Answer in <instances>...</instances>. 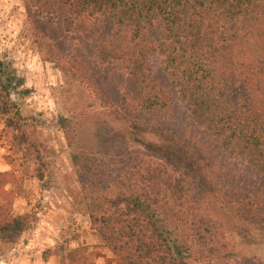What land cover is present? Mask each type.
I'll return each instance as SVG.
<instances>
[{
	"label": "trees",
	"instance_id": "trees-1",
	"mask_svg": "<svg viewBox=\"0 0 264 264\" xmlns=\"http://www.w3.org/2000/svg\"><path fill=\"white\" fill-rule=\"evenodd\" d=\"M24 1L43 18L31 17L36 36L91 41V56L49 44L48 59L96 89L110 118L137 120L162 143L160 135L173 137V156L126 149L103 170L74 158L79 209L101 242L121 264H230L236 254L208 198L246 217L252 211L231 196L227 170L203 157L190 128L264 175V0ZM19 85L0 60V123L13 152L41 164L13 97ZM188 158L195 166L181 169ZM27 229L25 214L0 213V240Z\"/></svg>",
	"mask_w": 264,
	"mask_h": 264
},
{
	"label": "rangeland",
	"instance_id": "rangeland-1",
	"mask_svg": "<svg viewBox=\"0 0 264 264\" xmlns=\"http://www.w3.org/2000/svg\"><path fill=\"white\" fill-rule=\"evenodd\" d=\"M35 13L24 0H0V60L21 84L13 97L24 128L41 146L44 156L41 164L23 161L20 152H13L10 135L0 123V213L25 214L29 226L13 241L0 240V264H12L19 257L14 253L24 254L36 248L43 258L55 254L59 264H121L79 209L74 158H88L90 169L103 170L110 155L126 149H150L173 156V137L160 135L165 138L162 143L158 137L144 133L137 120L110 118L96 89L48 59L49 44L66 50L82 48L79 51L89 56L91 41L85 39L84 47L78 40L72 41L74 35L65 42L46 34L38 37L31 17L39 23L43 18ZM106 68L101 76H105ZM177 112L178 118L184 119L183 109L178 108ZM61 118L67 122H60ZM190 129L193 144L201 146L203 157L227 170L234 188L231 196L246 201L252 211L246 217L245 213L232 212L208 198L209 207L222 221L226 239L236 254L230 264H264V223L259 220L264 218V207L257 208L263 198L264 175L251 165L227 158L206 134ZM178 164L183 170L195 166L193 158ZM39 174L43 176L40 178Z\"/></svg>",
	"mask_w": 264,
	"mask_h": 264
},
{
	"label": "crops",
	"instance_id": "crops-1",
	"mask_svg": "<svg viewBox=\"0 0 264 264\" xmlns=\"http://www.w3.org/2000/svg\"><path fill=\"white\" fill-rule=\"evenodd\" d=\"M14 255L19 257L17 260L14 259L12 264H59V260L55 257V254L43 258L38 248L24 254L16 252Z\"/></svg>",
	"mask_w": 264,
	"mask_h": 264
}]
</instances>
